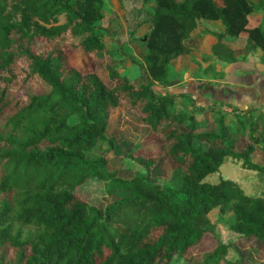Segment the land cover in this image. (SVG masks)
Instances as JSON below:
<instances>
[{"label": "trees", "instance_id": "1", "mask_svg": "<svg viewBox=\"0 0 264 264\" xmlns=\"http://www.w3.org/2000/svg\"><path fill=\"white\" fill-rule=\"evenodd\" d=\"M142 1H151L135 24H149L136 38L143 76L129 79L113 63L81 73L59 44L108 54L103 0H0V264H241L224 260L228 244L208 218L213 209L229 231L264 242V105L200 106L190 94L154 89L170 85L169 62L194 49L195 29L213 35L210 55L221 66L235 61L239 42L264 52V20L246 27L262 0ZM121 105L146 127L142 137L159 144L154 158L131 150L142 170L127 176L107 168L116 145L108 125ZM161 159L168 176L151 180ZM228 159L255 172L263 190L205 181ZM91 180L103 183L97 205L76 192ZM205 235L214 245L194 251Z\"/></svg>", "mask_w": 264, "mask_h": 264}, {"label": "rangeland", "instance_id": "2", "mask_svg": "<svg viewBox=\"0 0 264 264\" xmlns=\"http://www.w3.org/2000/svg\"><path fill=\"white\" fill-rule=\"evenodd\" d=\"M216 3L220 4L221 0H215ZM151 7V1L142 0H103V7L101 9V14L104 17L103 23L105 24V37L104 41L107 45L108 54L106 52L102 53V56L96 58L92 55L84 53L80 48L74 50H69L65 47V43L59 42L61 46L65 49V57L68 60L70 67L78 70L81 73H86L93 71L94 69L100 68L106 63L114 64L116 68L121 71V74L127 75L129 79L136 77H142V71L138 65L142 59L143 45L140 41H136V38H142L149 29L148 22H143L140 25H135L138 21L145 18L144 9ZM112 14H115L117 20L113 19ZM62 21V19H60ZM114 20V21H112ZM204 27H207V21L203 20ZM209 28V27H207ZM203 29V28H201ZM211 29V28H210ZM215 31V30H213ZM132 40V41H128ZM121 43V49L123 53L113 54V52H118V44ZM171 66L169 67L168 77L172 78ZM195 70L192 72L196 74ZM202 73L200 71L198 75ZM252 66L248 63L246 69L240 74L242 80H240L241 87L256 85V87L261 88V92L264 91V77L254 73ZM261 75H264L262 73ZM263 89V90H262ZM185 92L193 94L194 87H187ZM245 92V91H237ZM262 94V93H261ZM260 94V95H261ZM244 96H239L237 94H232L227 96L233 100V103L241 106L247 102V97L245 94H240ZM256 98L252 100L250 104L254 106H262L264 104V96H258L255 94ZM263 97V99H261ZM199 103V102H198ZM246 107V106H245ZM111 120L108 125V131L115 135V155L110 159L107 168L109 170H118L121 175L127 176L132 172L142 170L141 165L136 163L127 154L135 149L136 153L141 154L144 157L154 158V150H157L159 144L153 139L142 137L145 132L146 127L139 124L136 121L135 113L124 105L118 106L110 116ZM204 146L203 143L195 142V145ZM105 143H100L92 149L88 155L92 156L97 153V148H104ZM262 154L257 152V156ZM264 161V158L261 162ZM167 160L161 159L159 161V166L151 170V180H165L169 173V166H167ZM228 163V164H227ZM219 177L224 179H229L231 181H237L238 185L247 194H259L263 190V185L258 183L257 174L253 171L241 169L237 163L228 159L226 164H222L219 167V171L212 173L205 178V181L209 183H215L218 181ZM101 181H87L80 185L76 192L78 196L88 204L97 205L100 202ZM227 218V215H224ZM218 213L216 209L211 210L208 213V218L211 222L215 224V231L218 234V238L223 243L228 244L227 251L224 256V260H234L239 261L241 264H264V242H256L255 239L251 237H245L235 234L222 224L217 222ZM214 245L213 239L205 235L202 243L193 248L194 251L200 252L204 248H209ZM173 260L178 264H181L183 259H177L173 257ZM222 264V261L220 262Z\"/></svg>", "mask_w": 264, "mask_h": 264}, {"label": "crops", "instance_id": "3", "mask_svg": "<svg viewBox=\"0 0 264 264\" xmlns=\"http://www.w3.org/2000/svg\"><path fill=\"white\" fill-rule=\"evenodd\" d=\"M254 5L256 8L249 14L250 23L247 24V28H252L254 22L262 19L264 20V0L255 2ZM206 25L215 31L222 30L221 25L216 20L207 21ZM238 37L239 39H244L246 33L241 32ZM189 42H191L190 44L192 46H195L194 49L187 54L179 55L169 62V67H172L171 70L173 74L172 78L168 77L167 74L170 85L166 88L154 86L157 92H167L170 94L187 93L192 96L194 103L200 106H205L209 99H214L229 101L233 106L238 108L252 105L250 104L252 100H254V98L258 99L254 97L256 93H258V96H264V91L261 92L260 87H256V85L241 87L242 84H240V80L243 79L240 74L246 69L248 63L251 64L254 73L264 77V75H261L264 73V62H262L264 52L258 47L253 48L248 42H239L241 48L235 53V61L221 66L219 63H216V60L210 55V46L215 42L213 35L206 33L204 29L198 28L194 30L192 40ZM202 56H207V58H203ZM192 59H195L198 63H193ZM208 63H212V68L210 69L212 71L208 70L209 72L203 70ZM195 70L197 71L194 75L192 72ZM200 71H202V73L198 75ZM214 71H221L222 77H217ZM254 73L251 74L254 75ZM190 86L194 87L195 92L193 94L185 92L187 87ZM242 93L248 96L246 99L247 102L244 103L242 107L234 104L232 99L227 98V96H231L232 94L244 96L240 95ZM261 99H263V97H261ZM252 106H254V104ZM235 182L238 184L237 181Z\"/></svg>", "mask_w": 264, "mask_h": 264}, {"label": "water", "instance_id": "4", "mask_svg": "<svg viewBox=\"0 0 264 264\" xmlns=\"http://www.w3.org/2000/svg\"><path fill=\"white\" fill-rule=\"evenodd\" d=\"M144 39V38H143Z\"/></svg>", "mask_w": 264, "mask_h": 264}]
</instances>
